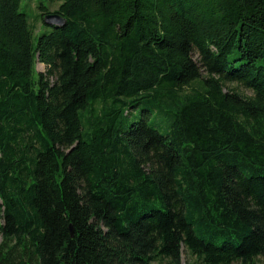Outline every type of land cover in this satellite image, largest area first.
<instances>
[{
  "label": "trees",
  "instance_id": "16d2710c",
  "mask_svg": "<svg viewBox=\"0 0 264 264\" xmlns=\"http://www.w3.org/2000/svg\"><path fill=\"white\" fill-rule=\"evenodd\" d=\"M60 1L0 0V264H264V0Z\"/></svg>",
  "mask_w": 264,
  "mask_h": 264
},
{
  "label": "rangeland",
  "instance_id": "374dc122",
  "mask_svg": "<svg viewBox=\"0 0 264 264\" xmlns=\"http://www.w3.org/2000/svg\"><path fill=\"white\" fill-rule=\"evenodd\" d=\"M61 4L60 0L50 1V0H20L19 2V10L27 15L29 26L31 28V36L32 40L35 43L37 37L45 32L48 31V28L42 23L41 19L39 18V7L44 6L45 8L49 9L50 11H54L59 5ZM196 59V55H194ZM45 70V66L42 63L37 62L34 66L33 70V77H36L37 72H43ZM181 262L182 264H188L189 256L187 255L186 251H182L181 255ZM262 262V261H261ZM261 262H258L260 264ZM199 264V263H193ZM232 264H239L237 262Z\"/></svg>",
  "mask_w": 264,
  "mask_h": 264
},
{
  "label": "water",
  "instance_id": "95a60500",
  "mask_svg": "<svg viewBox=\"0 0 264 264\" xmlns=\"http://www.w3.org/2000/svg\"><path fill=\"white\" fill-rule=\"evenodd\" d=\"M43 23L46 26H61L65 23V19L58 13H46L43 16ZM70 232L72 233V228L70 227Z\"/></svg>",
  "mask_w": 264,
  "mask_h": 264
}]
</instances>
